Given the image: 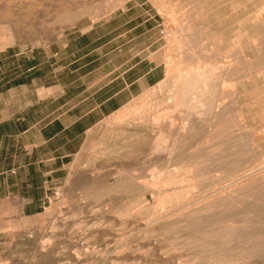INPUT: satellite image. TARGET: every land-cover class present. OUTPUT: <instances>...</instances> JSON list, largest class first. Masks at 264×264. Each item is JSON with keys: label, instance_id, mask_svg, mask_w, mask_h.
Segmentation results:
<instances>
[{"label": "rangeland", "instance_id": "rangeland-1", "mask_svg": "<svg viewBox=\"0 0 264 264\" xmlns=\"http://www.w3.org/2000/svg\"><path fill=\"white\" fill-rule=\"evenodd\" d=\"M0 1V72L2 70L6 71L8 68L14 69L15 72L10 73L11 75L7 79L15 77V83L23 81L22 71L30 63H33V61L38 62L39 60H54L68 57L81 58L83 54H87V56L84 57L87 61L103 57L106 60H112L118 65L129 56L128 54L130 51L126 48V43L128 42H136L139 48L142 49L143 69L145 70V68H149L150 66L154 68L151 81H145L142 89L136 90V93L139 95L129 100L128 98L125 99L128 101L121 106L110 104V106L105 108L104 112L96 111L93 115H90L91 118L85 121L86 124L92 125V127L86 132L81 131L78 141H86V143L82 147H74L78 151L68 158L66 161V168L63 172L48 177L49 188L47 198L45 199L46 202L43 204L41 201L39 204L43 207L24 211L20 208L22 204L19 202V197H15L10 200V202L4 200L5 202L0 203V264H183L185 261H190V264H201L199 263L200 260L201 262L203 261L202 264H204L206 258L207 264L208 262L210 264H219V262L220 264H229L230 261V264H232L233 261L235 262V256H237V260L242 254L238 250H231L232 252L228 251L230 252H227L229 255L224 253L227 256H221L222 259L220 258L218 262H213L214 257L209 258L210 255H208L211 253V248L204 245L202 235L197 236L192 234L193 232L190 233L192 227L188 221H191V219H189L188 212H185V209L189 212L193 211V209L195 210L197 207L190 208V206H194L193 204L199 196L196 195L194 196L195 198H189V194H186L189 200L185 197L183 198L184 200H180L182 206L180 205L177 207L176 205L179 204H175L176 201L179 202L183 190L186 191V182H184L185 186L181 185L183 183H180L179 186H177L178 183H172L167 185V188L166 185H164L165 187L163 188L162 186L153 188L142 185L144 184V179H151L153 174L155 176H153L151 180L157 177L156 173L159 172V170L154 173L153 167L155 166L157 169L161 168L163 170L164 167H166L167 172L165 171L166 173H163L165 176H168L174 173H184L186 165L188 166V163H190L192 159H199L197 156H200V159L204 157V161L208 160L205 162L209 165L212 163V157L214 156L210 153L213 147H217V143H219L220 146V142L217 140H221V138L217 136L219 139L215 140L216 135L214 137L213 134L212 136L208 135L210 134L209 131L214 128V124L212 125L213 121L208 119L211 118L210 115L204 120L192 122L195 132L190 130L186 133L188 137L184 135L187 138L182 136L185 142L191 139L187 141L186 145L185 142L181 140V136L177 142L175 141L178 150H181L180 156L182 155L183 158L181 156L178 157L177 161L170 160L166 151L163 150L164 154L161 150V152L157 151L159 152L157 153L158 155L161 153L159 158L163 159L167 157L163 159L165 163H163V161L161 162V159L158 161V155L153 154L156 151H153L151 147V143L153 144L154 137L158 131L157 127L151 125L152 123L150 122L143 127H137L135 121L133 119V121L131 120L130 115L127 116L129 122L127 118L118 119V122L115 121L117 114L124 115V111L129 110V107L131 108L130 110L136 108L135 106H137V108L141 107L142 109V107L145 108L144 106L148 105L147 107L150 108L149 106L154 103L149 110L160 111L161 107H163V110L165 108L164 99L165 102L169 104L172 103V101H170L171 98L167 99L169 98L168 94L170 93L171 87L168 77H170L169 75L172 70L170 69V65H172L173 62L172 59L174 60L176 58L175 55H177V53L174 49L169 48L171 46V41L169 40H172V38L170 39V34L172 33L171 35H174V31L177 29V23H175L171 19L172 17L161 8L164 7L163 5L166 3L171 7L169 0ZM7 1L10 2L8 3ZM191 5L190 2L185 1L177 5H172V8L174 6L177 7L178 15L182 16L184 13L187 14L188 11L190 12ZM182 9H184V12ZM181 10L183 13L182 15H180ZM171 50L173 51L171 52ZM173 55L175 58L172 57ZM139 58L140 57L136 58L137 61ZM4 75L6 77V74H1V76ZM93 78L90 79L91 82L94 81ZM168 80L169 84H166ZM161 85H163V87ZM166 85L170 86L166 87ZM154 88H156V90ZM164 88H166L165 91ZM148 92H150L149 95ZM77 100L82 104L84 99L80 97ZM98 100L100 99L88 98L86 100V105L89 107L87 108L96 107L95 105ZM158 100L159 102L157 103ZM160 101L163 106H161ZM169 104H166V106L168 107ZM124 106L125 110L123 109ZM84 108H86V106H84ZM97 110H99V108H97ZM115 112H117V114ZM135 114L132 113L131 116ZM255 121L253 127L257 128L260 126V123L257 119H255ZM189 122L188 124L191 125ZM166 124L162 125L163 128L165 127L164 131L166 133L168 132L170 135L172 134L174 137V135H176L173 134L176 133L175 128L171 130L172 128L169 124L167 126ZM168 126L171 129H168ZM169 130H171L172 133L169 132ZM203 130L205 132H203ZM205 133H207L206 135L208 137L211 136L209 138L207 137L205 140H209L211 143V138H213L215 143L212 142V144L215 146L211 144L207 145V147H203L206 146L205 144L209 143L208 141H204L203 143V137L206 136ZM195 140L196 142H194ZM198 140L201 142L200 144H196L199 143ZM194 143L197 145L196 147ZM182 144L185 146H182ZM223 144L225 145H221L222 147L218 146L222 151L226 148L228 149V144ZM192 146L197 149L201 146V148L205 149L202 151L198 149L200 151H198V154L195 149L191 151L193 148ZM181 147L184 148L183 152L185 151L184 153L187 154H185V157ZM210 147L212 148L211 151ZM218 147L216 149H218ZM215 148L213 150H215ZM254 148L252 149L251 147L253 151H251V155L249 154V157H247L251 161L259 160L260 156L261 158L263 157L264 142L259 147L260 149H257L258 151L260 150L261 153L256 150V146H254ZM218 150L215 151L216 153H214V155H219L220 151L218 152ZM227 152L226 150L225 154ZM253 152L255 155L252 154ZM205 153L206 155L209 153L210 156L209 154L205 156ZM257 154L259 157H257ZM217 155L214 157L216 161ZM238 155L239 153L234 157V159L237 158V161L246 158L245 156L243 158V155L238 157ZM188 156H190V158ZM251 156H253L254 159L251 158ZM149 158H154L156 161L154 159V161H151ZM209 160H211V162H209ZM202 161L200 163L205 165ZM160 164L161 166L159 167L158 165ZM178 164L179 167L177 166ZM212 164L216 168V162ZM204 165L201 166L203 168V174L204 170L206 172L204 176L208 173V169L206 170V168H211L210 170H213V172L209 170L211 174L223 175L221 170L216 171L212 165ZM180 166H182V171H180ZM262 168L264 169V167L260 169L255 167L257 171H254L258 172L262 170ZM161 169L160 171H163ZM15 171L16 170H12L11 172L15 173ZM118 171L120 173H118ZM150 171L153 174L150 173ZM193 172H195V170ZM213 175L214 174L210 177ZM195 178L194 182H197V177ZM203 178L206 179L208 183L210 180V183L214 180L208 179V177ZM203 178H201V184L204 181ZM130 181H133V185L135 181V186H132ZM139 182L141 183L139 184ZM124 187L130 189L128 190L125 188L127 191H124ZM168 187L171 190L168 189ZM219 187L221 188L222 184L218 185V188ZM159 188L161 190H159ZM165 188L168 194H171L173 191L171 195L176 197L173 205L175 204L177 208L181 207L171 212L174 214V217H171L170 221L166 219L168 216L167 213L170 211V206L158 205L159 197L166 194ZM174 190L177 194H174ZM0 196L3 195L0 194ZM36 196L40 197L42 195ZM184 201H186V203H184ZM141 203H145L143 205L146 206V209L144 207L142 208L143 205L141 206ZM139 205L141 207L138 209L137 207ZM156 206L159 207V211ZM187 206L189 209L186 208ZM6 207H11V209H6ZM122 208L130 213L128 214L126 210L124 211ZM167 209H169V211H166ZM183 209L187 216H185V213H182L180 214L181 216L178 217L179 215H176L178 214L177 212L180 210L181 213ZM122 210L124 212H122ZM152 211H154V213ZM132 212L135 213L133 214ZM146 212L149 214H146ZM162 214L164 215L163 217ZM182 215L184 216L182 217ZM203 215L205 214L203 213ZM237 217H239V215H237ZM174 218L175 222L177 219V223L172 220ZM164 219L166 220L164 221ZM185 222L186 224L184 225ZM169 223L171 225V231L169 228L170 225L166 226V224L168 225ZM204 224L202 222L200 224L201 227H204ZM195 226L198 225H194L193 228ZM187 227L189 229H187ZM175 229L179 232L177 235H175L177 233ZM186 229L189 230V232ZM194 229L192 231H194ZM161 230H164V233L166 231V233L163 235V231ZM180 232L183 233L184 238L187 236L189 237V235L193 237L192 235H194L193 241L198 237L195 241L196 244L192 241V238L189 240L185 238L184 241L182 238L183 235ZM199 243L200 245H198ZM175 245L177 246L175 247ZM192 247L197 248L194 249ZM190 248L192 249L190 250ZM204 248L205 250H203ZM208 249L210 251H208ZM200 251L202 253L201 255ZM207 251L210 253L207 254L208 257L205 255L206 258L204 259L203 254ZM198 252L199 254L197 257V254L195 255L194 253ZM191 256L193 258H191ZM199 256H202L204 260ZM228 256L231 257L230 261H228ZM258 256V259L257 257L253 258L254 256H251V258H253L251 259L248 256L249 258L247 257L245 259L246 261L244 260L245 257H240L239 259L241 262H246V264H264V255L263 257L262 255ZM196 259L199 262H196ZM232 259L234 260L232 261ZM239 259L235 264L241 263ZM247 259H250L252 262ZM248 261H250V263H248Z\"/></svg>", "mask_w": 264, "mask_h": 264}, {"label": "bare ground", "instance_id": "bare-ground-1", "mask_svg": "<svg viewBox=\"0 0 264 264\" xmlns=\"http://www.w3.org/2000/svg\"><path fill=\"white\" fill-rule=\"evenodd\" d=\"M185 1H188L192 4L190 8L191 10L190 12L187 10L188 13L187 14L184 13V15H182L183 14L182 10L184 12V9H182L180 11L181 13L180 15L182 16H179L178 15L179 13H177V9H176L177 7L174 6L172 8V5H177ZM169 3L171 7L168 6L166 3L164 5L161 4L164 6L161 8H163L162 10L166 11L172 17L171 19L175 23H177V29L174 31V35L172 36L171 35L172 33L170 34L171 36L170 39L172 38V40H169L171 41L170 43L171 46L169 48L174 49L177 55H175L176 58L174 57V55L172 56L175 59L174 60L172 59L173 62L171 61L172 65H170L171 67L170 69L172 70L169 76L171 78L168 77L170 80V85H171L170 93L168 94L169 98L165 97L167 99L171 98L170 101H172V103L169 104L165 102V99H164L163 101L165 104L164 105L165 108L163 110L162 109L163 107H161L160 111H155L152 109L149 110L150 108H152L151 105L154 104L152 102H151L152 104L149 106L150 108L147 107L148 105L147 106L143 105L145 108L142 107L141 109V107L137 108V106H135L137 109L133 107L134 109L130 110L131 108L128 106L129 108L128 107L127 108L129 110L124 111L125 110L124 109L125 106H124L123 107L124 115H118L117 112H115L117 114L116 116V114L114 113L115 116L117 117V118L115 117L117 119V120L115 119V121L118 122L119 121L118 119H125L127 118V116L130 115L131 120L133 119L135 121L137 127H143L147 125V123L149 122L152 123L151 125H154L155 127L158 128L157 129L158 131L156 132V136L154 135L155 136L154 142L153 144L151 143L152 146L149 145L152 147L153 151H156L153 154L156 155L157 153H159L157 151L164 150L168 153L167 156L170 160L177 161L178 157L182 156V155L180 156L181 150L179 151L176 146L177 144L176 142L178 141L180 136L182 138L181 140H183L182 136L184 135L187 136L186 134L187 131L192 130L195 132V129H193L194 127L193 123L198 120H204L206 119L208 115H210L211 118H208V119H211L213 121L212 125L214 124L213 125L214 128H212V130L209 131L210 134L208 135L212 136L213 134V137L216 135L215 140L219 138H221L222 140L225 137L224 140L221 141L219 139L217 141L220 142V146L225 145L223 143H227L228 149L226 148L224 151L226 152L227 150L228 152L225 154V152L222 151L221 148H219L220 147L219 143H217L218 145H216L217 147L219 146L218 147L219 150L216 149L217 147L216 148L213 147L215 146L214 144H212V142L215 143L213 138H211L212 139L211 143L209 142V140H205L208 137L206 135L208 133L207 132L205 133L206 136L203 137L204 140L202 138L201 139L203 140V143L204 141H208L210 144L209 143L205 144L206 146H203V147H207V145L212 144L213 146L211 147H213V149L215 148V150H213L210 147V151L211 149L213 151V152L211 151L210 154L211 155L213 154L214 157L217 155V154L214 155V153H216L215 151L217 150L218 152L220 151L219 155H217L218 157H216L217 161L214 160L215 158L211 156L213 158V161L216 162V165L214 164L216 168L212 164L214 163L213 161L209 165L206 163L208 160L207 161L205 160L206 162L204 161L205 159L204 157H203L204 159L202 158L203 161L202 159H200V156H197V157L200 159V162L201 161L204 162L205 165H208V166L212 165L216 171L221 170L223 175L212 173L214 174L213 175L214 177L212 176L214 179L213 180L212 177H210L212 174L209 172L211 168H206V170L208 169L207 174L209 176L207 174L204 176L206 172L204 170V174H203L202 172L203 168L201 167L204 164L203 163L201 164L199 162V159L196 158V159H192L190 163H188L189 164L188 166L186 165V168H185L186 170L185 171L183 170L184 173L180 172L181 174L174 173V174L165 176L163 172L166 171V167H164L163 165L164 170L160 168L161 170H163V171H160V169L159 168L157 169V167L155 166L153 167L154 169L153 168L152 169L154 170V173H156L157 170H159V172L156 173L157 177L151 180L153 176L155 175L150 171V173H152L153 176L151 175L152 176L151 179H144L143 181L144 184L142 185H145L146 187H153V188L155 187L158 188V186H162L163 188L165 187L164 185H166V188H167V185L172 184V183L173 184L178 183L177 186H179L180 183H183L181 185L185 186L184 182H186L187 183L186 191L183 190L182 188L183 193L181 195V198L179 199V202L177 201L175 202V204L176 203L179 204V205H176L177 207L181 205L180 200L185 198L186 194H189L188 195L189 198H192V197L195 198L194 196L196 195L199 196L198 199L193 204L194 206L192 205L190 206V208L191 207L193 208L197 207V208H195V210L193 209V211H190V212L186 211L185 209V212H188L187 213L188 217L189 219H191V221H188L191 227L193 228L194 225H198L194 227L195 229L193 228L194 231H192L193 229L191 228L190 233L193 232L192 234L197 235V236L202 235L204 245L209 246L211 248L210 249L208 247L211 250V253L208 252L210 251L208 249V251L205 254H203L204 259L206 258L205 255L207 256V254L210 253L208 254L210 255L209 258L214 257L213 262L214 261L218 262L221 256L226 255L224 253H227L228 251H231V250L233 251L238 250L239 252H241L242 254L241 255L239 254L240 255L239 258L245 257L244 260L248 256L250 258L251 256H254L253 258H256L258 255H262L263 257L264 255V169L262 168V170L255 172L257 171L255 170V167L257 169L264 167V155L261 158V156L259 157V155L257 154L258 155L257 157H259L260 159L256 161L255 160L251 161L247 157H249L248 155L251 153V151H253L251 150V147L253 149L254 146H256V150H257L261 146V144L264 142V0H169ZM172 51L173 50H171V52ZM169 80H168V83L166 84H169ZM161 86L163 87V85ZM169 86L166 85V87H169ZM154 89L156 90V88ZM165 90L166 88H164V91ZM168 92H169V89H168ZM149 93L150 92H148V95ZM158 102L159 100L157 101V103ZM166 104H169L168 107L166 106ZM161 106H163L162 102H161ZM132 113L135 115L131 116ZM128 119L129 118H127V121ZM255 119H257L260 123V126L257 128L253 127L256 122ZM188 122L191 125H189ZM163 124H166V126L169 124V126L172 129L169 126H168L169 128L167 127L168 129L174 130L173 128H175L176 133H173V134H176V135H174L173 137L172 134L170 135L168 132L166 133L164 131L165 127L164 128L162 127ZM201 128H204V127H201ZM171 130H169V132H171ZM204 130L203 132H205ZM186 136L184 137L187 138L188 136L187 137ZM217 136H219V138ZM187 141L185 142L183 140V142H185V145L187 144ZM223 141H226V142H223ZM194 142H196V140ZM200 143L201 142L196 143V144H200ZM183 145L184 144H182V146ZM201 145H204V144H201ZM194 146L196 147L197 145H195L194 143ZM194 146H192L193 148L191 151H194L195 149L198 152L199 150L202 151L203 149H205V148H201L200 146L198 150L197 148H194ZM183 149L184 148H182V152H183ZM164 151L162 152L163 154H164ZM206 153H205V156L209 154L208 153L206 155ZM238 153H239L238 157H240V155H243V158L244 156L246 158L242 159L241 161L240 160L237 161V158L234 159V157ZM185 154L186 153H184V157L187 155ZM252 154L255 155L254 152ZM159 155L157 156V158L159 159L158 161H160L161 159L159 158ZM200 155L202 156L201 153ZM188 157L190 158V156ZM211 157H208V158H211ZM251 158H253V156H251ZM153 159H150V160L156 161V159L154 160ZM163 159H161V162L163 161V163H165ZM183 160L186 161L185 159ZM209 162H211V160H209ZM158 166L160 167L161 164ZM177 166L179 167V164ZM181 167L182 166H180V168ZM194 170L195 172H193ZM180 171H182V168ZM210 171L213 172V170H210ZM118 173L120 172L118 171ZM195 177H197V180H196L197 182H194L196 179ZM203 177H206V178L208 177V179H212L213 181L210 183L211 181L210 180L208 183L206 179H204ZM201 178H203V180L206 183L203 181V183L201 184V180H202ZM135 181H134V185L132 183L133 181H130L132 183V186H135ZM140 183L141 182H139V184ZM220 184H222V187L218 188V185ZM169 187L168 189H170ZM125 188L127 187H124V189ZM166 188H165V192L167 191ZM127 189L129 190L130 188H127ZM159 190L161 189L159 188ZM124 191H127V190L125 189ZM171 194L170 193L168 194L166 192L164 196H161L158 199V203H159L158 205L161 204V206L162 205L170 206V211L169 209L166 210V211H169L168 213L166 212L168 214L166 219H169V221L171 217L172 218L174 217V214H172L171 212H173V210H176V209L178 210L181 208V207L177 208L175 204L173 205L174 200H176V197ZM174 194H177V192L175 191ZM184 203H186V201H184ZM143 204L141 203V206ZM141 206L139 205L137 208L139 209ZM188 206L186 208H188ZM143 207L145 208L146 206L143 205L142 208ZM122 209L124 211L126 210L124 208ZM123 210L122 212H124ZM154 211L152 212L154 213ZM158 211H159V207H158ZM182 211L183 212L180 213V210H179V212H177L178 214L176 215L177 216L179 215L178 217H180L181 216L180 214L185 213L184 209ZM126 212L128 213L127 210ZM203 213L205 215H203ZM146 214H149V213L146 212ZM237 215H239V217H237ZM163 216L164 215L162 214V217ZM183 216L184 215H182V217ZM185 216H187L186 213H185ZM166 219H164V221ZM172 220H174L175 222V218ZM186 222L184 223V225L186 224ZM202 222L203 224L205 223L203 225L204 227H201L200 225ZM175 223H177V219ZM169 225L170 223L168 225L166 224V226H169ZM170 227L171 225L169 226V228ZM187 229L189 228L187 227ZM161 231H163V235L166 233V231L164 233V230H161ZM170 231H171V228H170ZM187 231L189 232V230ZM178 233L179 232L177 231L175 235H177ZM194 235L192 236L194 237ZM193 237L189 235V237L187 236L185 238H188L187 240L192 238V241H193ZM182 238L185 241L184 235ZM196 238L198 239V237ZM197 239H194V240L196 241ZM195 241L193 242L196 244ZM198 245H200V243ZM176 246L177 245H175V247ZM179 246H180V243H179ZM192 248H190V250ZM176 250H179V249H176ZM200 250H201V247H200ZM203 250H205V248ZM206 250H207V247H206ZM194 254L195 255L197 254V257H198L199 252L194 253ZM201 254L202 253L200 251V255ZM202 256H199V257L202 258ZM191 258L193 257L191 256ZM203 258L202 260H204ZM228 258H229L228 261H230L231 257L228 256ZM236 258L237 256H235V262L233 261L234 259H232L234 264L239 259L238 258L236 260ZM197 259L195 260L196 262L198 261ZM247 260H250V259H247ZM205 261H206L205 263L207 264V258ZM250 261H248V263H250ZM202 262L200 260L199 263L202 264ZM185 263L190 264L191 262L185 261L183 264ZM241 263L246 264V262H241ZM208 264L210 263L208 262Z\"/></svg>", "mask_w": 264, "mask_h": 264}, {"label": "crops", "instance_id": "crops-1", "mask_svg": "<svg viewBox=\"0 0 264 264\" xmlns=\"http://www.w3.org/2000/svg\"><path fill=\"white\" fill-rule=\"evenodd\" d=\"M126 45L129 56L118 65L103 57L87 61L83 54L33 61L18 83L7 79L14 69L0 72V203L19 197L24 211L43 207L48 177L63 172L74 147L85 145L78 140L92 127L85 123L90 115L125 104L151 81L154 68L143 69L142 49L136 42ZM88 98L100 100L87 108Z\"/></svg>", "mask_w": 264, "mask_h": 264}]
</instances>
